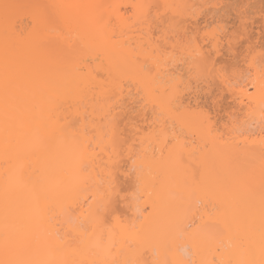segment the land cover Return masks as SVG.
<instances>
[{"label":"bare ground","instance_id":"obj_1","mask_svg":"<svg viewBox=\"0 0 264 264\" xmlns=\"http://www.w3.org/2000/svg\"><path fill=\"white\" fill-rule=\"evenodd\" d=\"M80 1L51 4L65 22L90 18L62 22L71 29H88L91 8L108 13L117 2ZM160 1L177 27L169 51L98 38L79 49L27 48L0 0V260L264 261L263 56L252 48L243 60L251 82L227 78L218 68L227 32L207 31L198 9L222 1ZM214 78L235 100L226 123L199 103L200 85ZM127 180L139 199L125 195Z\"/></svg>","mask_w":264,"mask_h":264},{"label":"rangeland","instance_id":"obj_2","mask_svg":"<svg viewBox=\"0 0 264 264\" xmlns=\"http://www.w3.org/2000/svg\"><path fill=\"white\" fill-rule=\"evenodd\" d=\"M63 1L71 3V0H62V2ZM81 1L84 2V0ZM81 1L79 3H81ZM101 1V3H103V0ZM158 1L117 0L118 3L116 2L117 4H112L110 6L111 10L109 9L108 13L102 12L101 14H99L100 12L98 13L96 10H93V8H95L93 7L91 8L92 10L89 11L91 14H95V21L91 26H87L88 29L84 27V31L82 29L83 26L81 29L79 28L81 25H78L79 27L76 26L75 29H71V27H73L71 24L77 20L80 24V20H82V25H86L90 18L88 19L86 16L88 20L84 22L83 19H86L84 16H82V19L80 17L78 19L77 15L74 14L72 15V19H69V23L65 22V20H62L63 18L58 11L59 9H56L52 6L54 0H3L5 4L12 6L9 8V12H6V9L4 8V14L6 15L7 13L14 19V36L17 41H20V43L26 45L27 48L28 46L37 42L36 45L43 46L46 49H58L61 47L67 48L68 45H73L72 47L79 49L86 42L90 41L96 44L98 39L99 43L100 41L103 42L107 39L108 41L106 40V42H110V44H122L121 46L125 45L127 48H133V50L136 48L149 50L157 48L161 50L168 49L169 51V49H172L171 45L175 41V31L173 29L177 27H175V23L170 20L171 13L167 8L168 6L162 1ZM214 1L219 4V1ZM220 1H222V3L218 8H216L218 5L213 8L211 3L210 5L198 7V9L201 7L200 11L203 13L200 15V18H202L200 19V22L203 21V18H206V20L208 19L210 23H213H208L206 28L209 30L207 31L212 30V27L216 28L215 26H217L218 28V25H220V27L222 26L224 28V32H227L224 34L226 37H229V39L226 38L228 41H225L226 43H224V45L227 44L224 46L225 48L223 50L226 52V54L223 53L225 54V58H222L223 62L220 61L221 64H219L218 68H221V71L223 69V73H225L227 78L230 77V79H234L235 77V80L239 78V82H251L252 79L254 80L253 74L246 72V63H243V60L246 59L247 55L249 54L248 52L254 51L256 48H259L257 50L259 51V55L263 56L260 58V60L263 61L264 59V0ZM104 2L106 1L104 0ZM140 7L142 9L139 10L138 8ZM212 20L214 21L212 22ZM62 22L66 24L68 23V25L71 27L66 24L64 25ZM171 23H173V25ZM205 25L206 24L204 23L201 24L200 28H204L205 30ZM67 26L69 29L66 28ZM95 33H98V37ZM90 34L94 35V37H92ZM3 35L4 37L8 36L6 35L5 31H3ZM252 48H254V50ZM211 80L209 82V85L210 83L212 84V86L210 85V88L206 87V85L203 83L200 85V87L206 88H202V90L200 89L199 103L201 106H203L202 108H205V110H207L211 116L213 115L215 120H217L219 123L220 120L222 121L221 123H224L225 121L228 122V119L233 115H236L237 112V109L234 108L235 100L232 98V96H230V93H228V91L222 87L219 78H214L213 80L215 81H212L213 83ZM135 110L136 111L131 110V112L133 111L131 114L132 116H136L138 114L137 109ZM127 121L128 119L124 122V124L128 123ZM247 122L248 121H244L245 124ZM241 125L244 124L242 123ZM254 125L256 126V124ZM248 126L249 125L244 127H251ZM259 126L261 127V125ZM244 127L241 126L242 129H244ZM132 181L127 180L128 183L126 181L122 183V187L123 185H125V187L129 186L127 188V194L126 192H123L128 197L138 196L137 198L139 199L138 194H141V190H137L140 189V186L137 187L135 184L138 185V183H134V181V184H131ZM137 198L132 197V199L135 200ZM140 201L141 200L138 202ZM119 206H121L120 210H122L123 205L121 204ZM124 207L125 206H123V209Z\"/></svg>","mask_w":264,"mask_h":264},{"label":"snow or ice","instance_id":"obj_3","mask_svg":"<svg viewBox=\"0 0 264 264\" xmlns=\"http://www.w3.org/2000/svg\"><path fill=\"white\" fill-rule=\"evenodd\" d=\"M4 7L7 10L12 6L5 5ZM6 19H7V13H6ZM261 202H262V222H264V185H262ZM0 264H30V262L23 260L5 259V260H0ZM161 264H172V262L168 260H164L163 262H161ZM261 264H264V261H262Z\"/></svg>","mask_w":264,"mask_h":264}]
</instances>
